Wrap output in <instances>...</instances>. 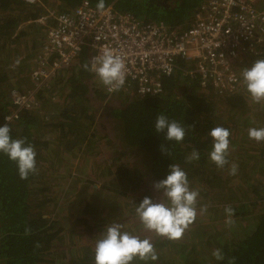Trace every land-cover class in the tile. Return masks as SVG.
<instances>
[{"label": "trees", "instance_id": "trees-1", "mask_svg": "<svg viewBox=\"0 0 264 264\" xmlns=\"http://www.w3.org/2000/svg\"><path fill=\"white\" fill-rule=\"evenodd\" d=\"M82 1L96 8L99 2L0 0V127L12 109L10 91L32 87L28 74L44 37L35 20L46 10L71 11ZM203 1L105 0V7L111 5L141 22H163L182 30L191 24ZM257 59H264V43L238 64L235 84L221 90L203 85L198 76L188 73V64L177 60L173 74L161 77L160 94L125 98L119 94L113 96L115 106L102 108L97 106L107 95L82 67L89 64V54L82 49L71 67L59 71L49 91L38 92V107L20 112L9 125L13 139L25 138L34 146L37 171L20 179L16 164L0 152V264H95V243L112 222L121 223L122 230L141 239H150L158 259L147 264H264V142L249 139L245 131L264 128V102L253 103L241 75ZM91 108L104 109L114 123L120 150L115 152L109 138L90 129L95 119ZM161 113L185 127L182 142L166 141L163 133L155 132ZM217 126L230 132L229 164L223 169L209 159L212 141L208 133ZM98 138L108 145L109 159L98 150ZM161 145L171 156L162 153ZM194 149L199 160L186 163ZM73 159L80 162L83 174H76L61 196H49L43 177L53 167L73 168L67 163ZM172 163L186 172L190 189L199 192L197 213L202 206L211 212V216L197 214L185 231L192 236L187 241H170L143 230L135 213L145 196L163 199L153 184L166 178ZM233 163L238 171L230 175ZM61 198L73 203L63 216H59L65 211ZM227 207L234 209L235 229L226 224ZM220 212L218 221L212 218ZM224 229L229 232L226 237L219 232ZM216 249L222 251L223 260L213 256ZM133 264L146 262L137 259Z\"/></svg>", "mask_w": 264, "mask_h": 264}, {"label": "built area", "instance_id": "built-area-1", "mask_svg": "<svg viewBox=\"0 0 264 264\" xmlns=\"http://www.w3.org/2000/svg\"><path fill=\"white\" fill-rule=\"evenodd\" d=\"M191 20L186 29L178 30L163 22H141L111 5L98 11L88 1L71 11L46 10L35 20L44 37L28 74L32 87L10 91L12 109L3 116V125L38 107V92L49 91L59 71L71 67L84 48L89 67L101 51H110L125 63V84L111 93L89 71L107 98L160 94L161 77L173 74L177 60L188 64V73L203 85L230 89L238 64L264 43V0H205Z\"/></svg>", "mask_w": 264, "mask_h": 264}, {"label": "clouds", "instance_id": "clouds-1", "mask_svg": "<svg viewBox=\"0 0 264 264\" xmlns=\"http://www.w3.org/2000/svg\"><path fill=\"white\" fill-rule=\"evenodd\" d=\"M33 0H26L32 3ZM105 0H99L97 10L103 11ZM19 63V60L16 61ZM85 71L95 74V77L108 92L119 91L125 84L126 70L123 59L110 51H101L100 54L92 57L91 66L88 63L82 65ZM247 93L253 103L264 102V59H257L253 65L243 68L241 73ZM6 120L10 121L9 117ZM192 128V126H188ZM154 129L156 133H163L164 140L183 141L186 129L181 123L169 118L163 113L156 117ZM11 129L8 124L0 127V152L7 155L8 159L17 166L19 178L26 180L30 173L37 171L36 152L34 146L27 143L25 138L13 139L10 135ZM208 135L211 137L212 149L209 159L217 168L223 169L229 164L230 132L228 129L217 126L212 128ZM249 139L256 142H264V128H250ZM161 151L166 156H171L165 145H161ZM200 154L193 150L186 157V163L197 161ZM238 165L232 164L229 174L235 175ZM153 188L161 194L163 199L153 200L145 196L135 208L139 224L143 230L153 232L158 237L170 241L182 239L185 231L193 224L197 216V198L199 192L191 190L186 172L178 164H170L169 172L165 179L153 184ZM166 201V202H165ZM207 210L202 206L200 211ZM229 219L226 224L231 226L234 221L231 217L234 209L225 208ZM123 225L119 222H112L105 226L100 238L95 243V264H133L135 260L147 262L156 261L158 255L150 239L134 235L124 231ZM216 260L221 261L224 255L220 249L213 252Z\"/></svg>", "mask_w": 264, "mask_h": 264}, {"label": "rangeland", "instance_id": "rangeland-1", "mask_svg": "<svg viewBox=\"0 0 264 264\" xmlns=\"http://www.w3.org/2000/svg\"><path fill=\"white\" fill-rule=\"evenodd\" d=\"M257 5L258 6H262L261 3H257ZM47 9H49V8H47ZM93 82H95V80ZM94 101H96V100H94ZM116 102H117V99L115 97H109V98H107L106 100H104L102 102L103 104L100 103V105H98V106H97V102H93V103H94L95 106L102 107L103 108V107H107L108 104H111V105H114L115 106L116 105ZM114 106H112V107H114ZM103 110L104 109H102V110L100 109L98 112H96L95 109L94 110H92V108L90 109V112L89 113L95 117L94 122H93L94 124L92 125L93 127H91L90 129H95L97 132L100 131L101 134H103L106 138H109L110 141H111V143L113 144V150L116 152V151L120 150V148L119 147L118 148L116 147L118 145L117 144L118 143V141H117L118 138H117V135H116L117 134L116 133V130L114 128V123L112 122V124H111V122L109 120V117L106 115V112H102ZM252 122H254V121H252ZM245 131L248 132V130H245ZM104 142H105V140L103 138H100V139L98 138V141H97L98 150H100L102 152V154L104 156H106L107 159H109V154H112V153L110 152L109 147H107L108 145L106 146V144H104ZM124 154H125V156H124L125 158H127L128 155H129L127 152H124ZM69 162L71 163V166L73 168H70L69 169V167L66 166L67 163H69ZM67 163L65 165L66 168L63 167L64 165H61V167L60 168H57V169H56V167H53L55 170H53V172H51L50 174H47L46 176L43 177V181H45V187H47V188L50 189V192L48 193L49 196H51V197L52 196H58V195L61 196L62 193H63V191L65 192L66 190H69L68 188H70L69 184L72 183V181H71L72 178L74 176H77L76 174H78V173L80 175V172H81V174H83V167L80 165V162L79 161L73 159L71 161L68 160ZM77 165L80 166L78 168V171H76L77 170L76 167H78ZM140 166H141V164H140ZM140 166H139V168H143V167H140ZM42 168H44V167H42ZM47 168L50 169V170L52 169L51 166L50 167L47 166ZM39 173L41 174L42 171L39 170ZM64 201H65L64 198H61L59 200L60 204L63 202L64 205H65L62 208V211L64 209H65V211L64 212H60L61 215H59V216H63L62 214H66L67 210L68 209H71L70 208L71 205H69V204L72 203V202L70 201V203L68 204V203H65ZM74 207H76V205ZM210 213L211 212H206V211L201 212V211H198L197 214L211 216ZM221 215H222V212L218 213V215H215L213 213V217L212 218H215V220L218 221L217 219L218 218H221ZM119 217H121L120 214H118V218ZM224 218L225 217H223L221 220L224 221L225 220ZM231 226L235 229V225H231ZM228 228H230V226H228ZM220 231H222V235L224 237L228 236V234H229V232L226 229L219 230V232ZM184 234L185 235H183L182 239H179V240H186L187 241V240H189V239L192 238L191 232L184 233ZM187 237H188V239H187Z\"/></svg>", "mask_w": 264, "mask_h": 264}]
</instances>
